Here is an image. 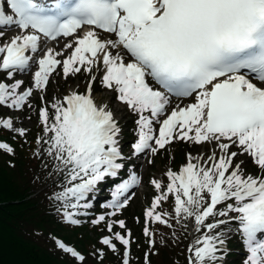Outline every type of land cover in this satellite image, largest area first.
Here are the masks:
<instances>
[{"label": "snow or ice", "instance_id": "obj_1", "mask_svg": "<svg viewBox=\"0 0 264 264\" xmlns=\"http://www.w3.org/2000/svg\"><path fill=\"white\" fill-rule=\"evenodd\" d=\"M12 26L19 34L0 44V107L31 108L34 90L44 92L58 69L65 80L82 72L90 77L86 93L69 92L52 103L51 113L38 110L43 136L36 143L47 145V155L66 172L68 186L54 197L64 205L66 224L80 223L79 213L67 209L91 207L81 201L123 167L119 110L98 107L92 97L95 73L102 72V86L138 117L135 154L155 155L174 141L201 153L212 146L211 154H189L178 172L168 170L166 187L151 181L159 194L144 211V236L152 235L149 224L171 227L167 213L157 211L171 197L177 222L194 220L201 233L187 248L186 264H223L233 232L246 252L244 264H264V0H0V28ZM61 37L71 40L63 51L42 48V38ZM31 64L37 70L25 89L17 77ZM174 99L180 103L173 106ZM0 129L25 136L11 118H0ZM0 152L15 154L3 141ZM248 163L259 171L248 172ZM139 183L132 174L115 187L105 205L110 216L128 206L126 194ZM101 222L112 235L99 243L117 253L118 242L122 264H129L131 231H114L126 229L125 221L106 222L103 215L93 221ZM55 246L73 264H85L73 247L59 239Z\"/></svg>", "mask_w": 264, "mask_h": 264}, {"label": "trees", "instance_id": "obj_2", "mask_svg": "<svg viewBox=\"0 0 264 264\" xmlns=\"http://www.w3.org/2000/svg\"><path fill=\"white\" fill-rule=\"evenodd\" d=\"M40 136H43L42 128L37 133L32 134L30 138L18 137L19 143L16 146H12L10 142L14 138L11 135H0V140H5L14 149L15 153L14 155H8L0 152V156H2L0 159V264H68L64 263L66 260H62L63 257L57 255L58 251L62 255L67 256L55 246V238L53 236L59 235L62 236L64 243L76 248L85 258L86 254L89 255L93 252L98 255L96 259L99 264H115L116 258L121 260V264L122 246L116 242L119 251L113 253L96 239L93 227L97 231L107 232L110 236L112 234L107 231L105 222H101L99 225L93 223L98 218L97 215L94 218H90L91 215L96 214L95 211L90 214L76 215L75 219L80 221L78 225L66 224L62 218L50 219L49 215H52V212L47 211L46 207L52 206L54 197L67 186L63 185V171L53 177L48 176V170L51 165L46 160L45 155H41L36 151V146L38 145L36 139ZM32 144L35 147L30 151L29 146ZM177 147H179L180 151L176 150V155L181 152L182 145ZM41 200H44L45 204L43 209L39 208L42 206ZM157 211L167 213L165 219L168 220L171 227L161 224H149V231L152 235L145 237L143 234L144 215L141 213L136 215L130 224L131 247L129 264H145L146 253H148L150 264H186V258L189 256L187 248L190 245L187 220L182 219L179 223L177 222L173 212L171 197L167 201H162ZM124 214H128V208H126ZM103 216L105 221L109 222L108 217L106 215ZM32 218L41 227L54 225L59 229L54 231L56 234L39 232L38 235L41 238L51 237L53 239L46 248L33 244L18 232L22 223ZM83 225L89 227L90 232ZM221 227H234V225L230 224ZM60 228L68 230L70 234L63 236L59 233L62 231ZM84 229L89 232L90 236L84 232ZM114 231H116L115 227ZM91 232L94 237L91 236ZM238 240L240 241L239 235L233 232L227 245ZM150 241H154V245L151 247ZM88 248L91 250L89 251ZM101 251L104 253L102 260L99 258Z\"/></svg>", "mask_w": 264, "mask_h": 264}, {"label": "rangeland", "instance_id": "obj_3", "mask_svg": "<svg viewBox=\"0 0 264 264\" xmlns=\"http://www.w3.org/2000/svg\"><path fill=\"white\" fill-rule=\"evenodd\" d=\"M0 31H4L5 35L3 37H0V44L6 42L9 38L12 36L19 34V31L12 26L11 28H1ZM66 41H62L57 43L59 45H53L52 48L54 50H64V44ZM68 42H71V40H68ZM41 53L38 54L37 58H39ZM30 71V70H29ZM27 71L26 73L19 74L17 78L22 79L24 84L23 88H28L31 86V76L30 72ZM58 72L60 73L57 75L56 73H53V76L50 77V81L44 92H37L34 90L33 96L29 98V102L32 104L31 108H28L27 105L25 106V109L19 112H14L12 110H9L4 107H0V118H11L14 122V126L16 128H23L25 129V136L27 138H30L32 134L37 133V131L42 128V125L39 122L38 118V110L42 107H47L49 112H53L54 110L51 108L52 103H55L56 100H62L63 96L68 94L71 91H77L79 93H86L87 91V84L89 81V75L86 73H79L75 76H69L68 80L63 79L62 70L58 69ZM95 75L97 76V80L93 82L92 85V97L96 105L104 106L107 105L109 110H112L114 112H117L119 110V114L116 115L114 118L117 119L119 126L121 127V137L119 147L121 148V155L123 157V162L117 161L118 163H121L123 167L125 166V169L123 171L122 177L130 178L132 174H135L137 178L140 180V183L134 188L133 192L128 193V195L131 196V199L129 200L128 206V214L125 215L124 212L126 208L122 209L118 216H110L109 213L113 211L111 207H105V205L110 204L105 202L104 199L107 197L108 200H110V196L114 192L113 188L110 187L109 190L105 189L104 191L100 192V197L97 199V202L94 203L96 207L92 204L91 201H93V196L95 195V189L92 193L89 194L88 198L85 201H81V204L88 203L91 205V207L84 208L80 207L78 209H71L68 208L67 211L69 212H77L82 213L85 212L86 214H90L92 211H95V215H91L90 218H94L96 215L107 214V216L113 221L112 219L115 218V220H124L126 224V229H120L118 226H115V232H120L122 235H126L128 230L131 231L130 224L134 220V217L138 214H144V211L151 206L152 199L157 195L156 190L154 189L153 185L151 184L152 180H157L161 182L162 187H166L168 180L165 173L168 170H172L174 172H178L179 168L186 164L187 162V156L189 154H192L193 156L203 155V154H211L212 146L211 145H204L205 153H201L197 151V146L181 142V144H176L174 141L172 144L167 145L164 149H160L155 155L151 153L150 150H146L145 153H141L139 155L134 153V149L132 145L137 140V125L135 123L136 119L138 118L134 113L130 112L126 106L121 105L120 102L116 99V94L114 92H111L107 89H105L101 82L100 77L102 75V72H96ZM3 78V74L0 73V79ZM43 96L44 99L41 100L40 97ZM190 99V98H189ZM189 100L185 102L188 103ZM30 117V118H29ZM157 129L156 134L158 135V125L155 126ZM8 134L11 135L12 138H14L13 141L10 142L12 146H16L19 143L18 137H20L18 134L14 132H9L7 130L0 129V135ZM3 142H6L5 140H0ZM175 143V144H174ZM35 144V143H34ZM32 144L29 146L30 151L35 147V145ZM178 145H182L181 152L176 155V150H179ZM155 146V145H153ZM47 147V145H37L36 151L40 153L41 155H45L46 160L50 163L51 168L48 170V176L53 177L56 174H59L61 172L59 162L56 161L53 157H50L47 155L46 151L44 150ZM235 150V149H234ZM2 156H0V159ZM239 159L241 160H247L248 158L246 156H241ZM149 161H152V163H149ZM247 170L248 172H258L259 170L253 163L247 164ZM64 177H63V185L68 186L67 184V177L66 172L63 171ZM54 179V178H53ZM99 192V190H97ZM134 193V195H132ZM97 195V194H96ZM109 196V197H108ZM103 197V198H102ZM124 199V197H123ZM40 203L42 206L39 208H44V200H41ZM52 206L46 207V210L49 212H52V215L50 216V219H57V218H63V211H64V205L57 201L56 199L53 200ZM92 209V210H88ZM61 211V212H60ZM34 213V211H32ZM36 212V211H35ZM110 221V222H111ZM191 224V231L190 234L191 241L193 242L196 237L200 236L201 233L195 232V223L194 220H189ZM234 225V223L232 224ZM85 226V225H83ZM89 230V227H84ZM95 230V236L98 241H100L104 236H110L105 231H97L95 227H93ZM18 232L28 239L33 244H36L42 248H46L49 243L53 241L51 237L47 238H41L38 234L39 232L43 231L48 234L55 233L54 231H58L57 227L52 225L51 227H41L37 225L34 221V218L31 220H28L27 222H23L21 227L19 228ZM62 231L59 232L63 236L65 234L69 235L70 232L68 230H64L63 228H60ZM68 229V228H65ZM75 230V229H74ZM84 232L88 233V236H90L89 232L84 229ZM92 233V232H91ZM56 234V233H55ZM58 235V234H57ZM92 237H94V234H91ZM56 239L61 240L62 236H53ZM97 242V241H96ZM74 248V247H73ZM228 251L224 256L223 264H244V259L246 257V252L243 249L241 241L237 242H230L229 245H227ZM76 251H78L76 248H74ZM90 251L91 249L88 248ZM236 251H239L236 252ZM79 252V251H78ZM233 253V254H230ZM57 255L60 257H63L62 260H66L64 263L73 264V260L69 256H64L61 253L57 251ZM98 255L95 253L86 254L85 258V264H99ZM123 261V257H122ZM121 260L119 258H116L115 264H120ZM106 263V262H104ZM61 264V263H58ZM101 264V263H100ZM108 264V263H107ZM122 264V263H121Z\"/></svg>", "mask_w": 264, "mask_h": 264}, {"label": "bare ground", "instance_id": "obj_4", "mask_svg": "<svg viewBox=\"0 0 264 264\" xmlns=\"http://www.w3.org/2000/svg\"><path fill=\"white\" fill-rule=\"evenodd\" d=\"M129 178H127V179H123V180H121L120 182H116L115 183V187L117 186V185H119L120 183H122V182H124V181H126V180H128ZM115 187L113 188V190H115ZM133 190H134V188H132V189H130L129 190V193H131V192H133ZM109 197V196H108ZM99 198H101L99 195H94L93 196V201H91L92 202V204L94 205V203H96L97 202V199H99ZM103 198V197H102ZM106 199H104L105 200V202H107V203H111V201H112V195L110 196V200H108L107 199V197H105ZM87 201V200H86ZM94 207H95V205H94ZM88 210H92V209H88Z\"/></svg>", "mask_w": 264, "mask_h": 264}]
</instances>
